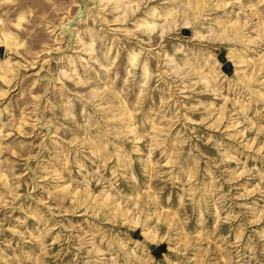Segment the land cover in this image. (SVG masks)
<instances>
[{"label": "rangeland", "instance_id": "374dc122", "mask_svg": "<svg viewBox=\"0 0 264 264\" xmlns=\"http://www.w3.org/2000/svg\"><path fill=\"white\" fill-rule=\"evenodd\" d=\"M1 48L0 264H264V0H0Z\"/></svg>", "mask_w": 264, "mask_h": 264}, {"label": "water", "instance_id": "95a60500", "mask_svg": "<svg viewBox=\"0 0 264 264\" xmlns=\"http://www.w3.org/2000/svg\"><path fill=\"white\" fill-rule=\"evenodd\" d=\"M0 53H1V54L3 53V48L0 49ZM225 68H226V69H231V64H230V62H227V63L225 64Z\"/></svg>", "mask_w": 264, "mask_h": 264}]
</instances>
